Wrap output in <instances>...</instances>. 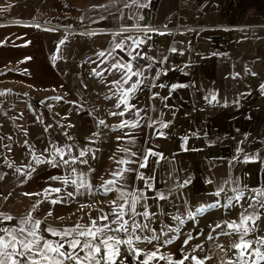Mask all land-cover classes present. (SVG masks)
Returning a JSON list of instances; mask_svg holds the SVG:
<instances>
[{"label": "crops", "instance_id": "1", "mask_svg": "<svg viewBox=\"0 0 264 264\" xmlns=\"http://www.w3.org/2000/svg\"><path fill=\"white\" fill-rule=\"evenodd\" d=\"M81 2L91 28L83 32L87 57L101 77L96 85L115 90L106 114L117 136L116 183L103 184L81 226L96 220L115 229L113 213L121 205L131 225L128 205L137 197L135 220L147 227L137 229L141 239L133 247L147 254L134 255L122 243L117 264H141L153 252L165 259L150 264L173 263L176 253L186 264H194L193 256L229 264L241 256L233 245L242 242H250L243 261L258 264L256 251L264 253V0ZM175 26L196 29L149 31ZM118 65L140 74L125 83ZM242 216L254 220L243 237L228 227ZM103 235L126 240L129 233Z\"/></svg>", "mask_w": 264, "mask_h": 264}, {"label": "rangeland", "instance_id": "2", "mask_svg": "<svg viewBox=\"0 0 264 264\" xmlns=\"http://www.w3.org/2000/svg\"><path fill=\"white\" fill-rule=\"evenodd\" d=\"M84 11L81 0H0V237L5 240L10 237L4 228L18 231L38 221L39 232L58 241L46 230L81 225L113 177L117 136L109 132L115 126L106 113L114 108L115 90L96 85L101 77L87 57L83 32L91 28L83 22ZM26 219L30 223L22 224ZM173 257L171 264L183 260L178 253ZM229 264L247 263L237 257Z\"/></svg>", "mask_w": 264, "mask_h": 264}, {"label": "snow or ice", "instance_id": "3", "mask_svg": "<svg viewBox=\"0 0 264 264\" xmlns=\"http://www.w3.org/2000/svg\"><path fill=\"white\" fill-rule=\"evenodd\" d=\"M119 47V45H118ZM101 56L104 55L103 52L100 53ZM121 68V75L124 82L127 83L132 76L139 75V72H133L131 65L117 66ZM129 73L130 75H125ZM136 86L133 85V91ZM122 102L126 103L128 98L127 92H122ZM119 107V105H117ZM123 115V113H121ZM103 123V121H101ZM39 162V161H38ZM67 163V161H66ZM118 163H123V161H118ZM68 181L65 180V183ZM75 184V181H72ZM107 184H114L116 181L109 180ZM83 186V185H81ZM55 192H59V189H53ZM222 191V190H221ZM218 191L216 195H219ZM26 195H31L27 194ZM71 196L72 193H69ZM123 198V197H122ZM137 197H133L132 202L128 205L129 211L132 215V222L129 225V221L125 220L126 215L125 206L121 205L118 212H114L113 224H117L118 227L115 229L111 228L110 224H105L98 227L97 221L92 220L90 226L77 225L76 228L67 229L63 233L55 232L54 230L47 229L52 235L58 236V241H49L39 232V222L32 224L31 228H20L17 230H10L4 228L3 231L7 233L10 237V241L5 240L0 237V264H21V260L16 259V257H21L25 260L26 264H117L119 258L120 246L121 244L127 245L128 250H131L134 255H139V250L133 247L134 239L140 240L139 236H135L137 229L143 230L147 225H141L136 222L135 215V205L137 202ZM163 199V197H161ZM236 199H240L237 197ZM53 204L57 201H52ZM218 205H210L207 207H217ZM206 208H201L198 210L199 213L206 211ZM144 217H148V213H143ZM4 219L10 221L11 217H5ZM101 220H107V215L102 216ZM182 222V221H181ZM254 220L252 217L241 218V224L237 225L235 223L228 225L234 231L242 232L243 235L248 234V229L246 225ZM22 224H29L30 220L21 221ZM219 227V226H218ZM106 231L123 232L129 233L128 239L121 240L114 236H104ZM154 231V230H153ZM31 237V239H28ZM81 237L83 239H81ZM147 242H151L148 240ZM233 247L239 248L241 250L240 260H244L243 249L250 247V242H242L239 245H233ZM67 249V250H66ZM84 251V255L81 256L80 252ZM256 256L258 258V264L264 262V253L259 250L256 251ZM153 259H165L164 257H157V253L153 252L147 255V258L141 262V264H150ZM184 259H188L185 257ZM194 264H203L199 258L192 257ZM171 264V262H169ZM183 264V260L179 262Z\"/></svg>", "mask_w": 264, "mask_h": 264}, {"label": "built area", "instance_id": "4", "mask_svg": "<svg viewBox=\"0 0 264 264\" xmlns=\"http://www.w3.org/2000/svg\"><path fill=\"white\" fill-rule=\"evenodd\" d=\"M252 27L253 26H237V27H234V28L243 29V28H252ZM194 29H196V28L175 26V27H172V28H161V29H155V30H149V31H169V32L173 33L174 35H178L179 33L191 31V30H194Z\"/></svg>", "mask_w": 264, "mask_h": 264}, {"label": "bare ground", "instance_id": "5", "mask_svg": "<svg viewBox=\"0 0 264 264\" xmlns=\"http://www.w3.org/2000/svg\"><path fill=\"white\" fill-rule=\"evenodd\" d=\"M46 28L60 30L59 27H53L52 25H46Z\"/></svg>", "mask_w": 264, "mask_h": 264}]
</instances>
